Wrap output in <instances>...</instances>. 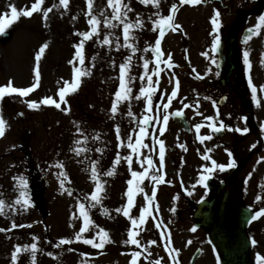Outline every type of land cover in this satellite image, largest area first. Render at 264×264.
I'll return each mask as SVG.
<instances>
[{"label":"rangeland","instance_id":"obj_1","mask_svg":"<svg viewBox=\"0 0 264 264\" xmlns=\"http://www.w3.org/2000/svg\"><path fill=\"white\" fill-rule=\"evenodd\" d=\"M231 1L240 0H227V2L226 0H201V3L197 5L183 6H179V0H161L160 12L164 16L168 15L173 3L178 5L179 11L176 13L175 23L181 27L175 32L169 29L161 41L163 59L166 60L168 54H171L174 67L169 69L163 63L160 65L164 70L160 72L158 90L153 96L152 116L157 115L156 105H159L163 90H167L175 83V80H179L181 90L168 108V115L183 104L194 105L197 101L198 109L196 106L184 109L190 117L189 120L194 114L197 115V111L203 116L210 111V103L203 100L199 94L202 92L199 91L201 86L206 84L208 78L216 72V65L211 62L213 55L209 48L213 38L209 34L212 26L210 20L215 11L220 12V18L225 16L226 12L224 14L223 11L231 8ZM34 2L35 0H0V18H4V14L8 13L7 19H11V5H15L18 10L25 7L30 10ZM223 3H225L224 8ZM53 4L58 5L59 0H45L43 7H51ZM131 5L134 11L129 14V18L134 20L136 15H139L144 20L143 29L136 30L134 33L137 37L134 42L137 52L133 55L127 48L116 51L114 44L101 46L95 38L86 42L84 65L77 63L76 67L90 69L91 75L81 77L78 91L66 96L67 105L61 104V108L70 109L67 114L54 106L41 105L39 109H29L26 101L38 102L44 97L58 100L57 92L61 85L57 82L60 81L62 84L64 80L72 81L73 65L69 61L74 58V45L81 39L76 33L89 30L88 18L85 15L87 11L85 0H70L67 10L54 8L49 13L47 21L43 19L41 13H34L31 18H19L18 22L6 28V31L11 32V38L7 42H2V35H0V86L6 85L11 80L14 87H31L36 67L35 54L43 44L49 45L40 61V86L27 97L13 94L0 100V115L7 122L6 134L0 138V198L9 203L15 200L19 193L14 187L12 176L22 174L29 181L28 193L33 204L27 211L17 210L14 213L9 211L7 217L0 216V227L5 229L9 228L13 221L17 224L32 225L31 228H16L11 232L0 233V264H11L10 255L14 245H30L33 242V236L38 238V248L41 249L37 253V264H129L132 258L131 253L135 251L142 252L138 264H150L157 259L161 260V264H173L169 259V253L165 251L166 239H161L162 231L170 233L171 248L179 251V264H190V257L198 246L201 247L202 253L195 264H217L218 254L212 243H208L210 239L207 230L200 226L199 221L193 216V210L185 205L182 197L189 196L194 198L195 202L205 197L208 191L198 182L201 175L200 169L207 163L203 156L204 153L213 151L214 147L220 151L221 146L213 147L209 140L203 143L197 141L193 136L197 135L195 127L193 134L185 133L174 125L170 117L167 129L162 136L159 134L161 123L153 122L147 126L149 133L164 140L166 147L162 169L165 181L155 185L157 188L155 204H158L159 212L155 211V205H153L152 216L147 218L145 225L142 226L143 230L136 237L141 243V248L124 243L128 238L127 231L131 223L115 209L127 203L125 195L128 187L127 180L132 177L125 160H121V163L116 166L113 176L108 177L103 173L112 169L117 153L121 157L133 155L132 170L143 171L131 149L118 147L121 141L117 140L115 128L117 125L120 126L121 140L126 145L128 135L134 129L138 131L139 119L149 113L144 111L145 101L132 98L121 103L118 113L112 117L111 104L119 86V80L115 78L119 76V65L125 61L126 57L132 55L130 75L136 79L130 86L132 96L138 95L140 86H146V78L139 79L144 74L142 57L154 61L153 54L150 51L145 53L143 49L146 46H154L159 36L158 31L151 30L152 23L148 19L156 10L151 6L139 4L137 0H131ZM102 9H106V0H95V14H99ZM107 31L101 25V40ZM112 31L114 36L121 37L120 42L123 43L121 28L117 27ZM260 38H264V34ZM258 42L256 38L246 45L250 53L253 50H259V47L255 46ZM203 52H208L209 58L202 56ZM93 57H95L94 60ZM154 66V63L149 65V74H152L151 70ZM209 68L211 71H208ZM197 75L202 78L197 79ZM156 80L157 77L153 75V81ZM129 106L134 114L133 117L127 115ZM218 109L224 110L223 112L227 114L226 108ZM161 110V114L159 110L160 121L165 114L164 110ZM19 113L23 115H18ZM190 122L193 123V120L191 119ZM201 123L205 127L201 128L199 135L204 132L209 134V127ZM77 125L88 135V147L92 149L91 152L82 154L80 157H76L71 151L73 141L81 138L75 135ZM95 133H100V140L93 142L91 137ZM134 142L135 135H133ZM144 143L149 147L141 149L142 154L139 159L143 160L145 156H150L155 167L159 169V147L156 145V150H152L153 136L149 135ZM96 148L104 149L103 153H97ZM56 160L65 163V170L71 181L70 184L66 183V187L72 191V196H68L60 189L59 181L53 174L57 170L54 168L48 170V165ZM90 160L99 161L100 179L105 183L102 206L91 209L90 215L96 225L109 233L112 243L106 244L103 249H94L82 242L56 248L55 245L60 239H74L75 233L82 226V220H73L72 214L75 211L77 198L82 200L85 195H90L94 190V182L90 179ZM145 167H147L146 164ZM32 171L34 173H31ZM193 185L196 186L193 188ZM153 186L154 183L147 179L142 185L144 192L148 195H151ZM189 191L192 195L187 194ZM135 204L131 215L138 218L140 208L145 206L143 194L135 197ZM105 208L109 215L103 214ZM160 221H163L166 227L156 229L155 224ZM260 221L264 222V218ZM193 226L197 228L194 233L190 231ZM95 233L94 228L84 236L91 239ZM254 239L257 245L251 246L250 256L256 263L255 254L264 255V236L256 233ZM152 240L156 243L149 245V241ZM189 240L192 241L191 244H188ZM143 248H147L151 255L147 256L142 251ZM47 253H52V256ZM81 253L85 256L82 257ZM19 264H30V254H22Z\"/></svg>","mask_w":264,"mask_h":264},{"label":"snow or ice","instance_id":"obj_2","mask_svg":"<svg viewBox=\"0 0 264 264\" xmlns=\"http://www.w3.org/2000/svg\"><path fill=\"white\" fill-rule=\"evenodd\" d=\"M45 0H35V2L32 4L31 9H27L25 7L24 9L18 10L15 5L10 6V12H11V19H7L8 13L4 14V18H0V35H3L6 31L7 27H10L13 23L18 22L19 18L25 17V18H31L34 13H41L42 17L45 21H47L49 17V13L53 11L54 8H63L64 10H67L69 8L70 0H59V4H53L51 7L44 8ZM87 11L85 13L87 19V24L89 26L88 31L84 32H78L76 33L77 36H80L81 39L78 44L74 45L75 48V54L73 60H70L69 63L73 65V78L72 81L64 80L61 84L60 81L57 83L61 86L58 88L57 96L58 100L53 99L52 97H44L40 101H32L27 102L26 106L29 109H39L41 105L44 106H54L56 109H60L61 111H64L66 114L70 111L69 108H61V104L67 105L66 96L71 95L73 93H76L81 85V77L83 76H89L91 75V70L81 67H76V64L84 65L85 62V43L88 41H91L95 38L96 42H98L101 46H112L115 45L116 51H119L121 48H127L130 49L132 54L134 55L137 52V47L135 46V41L137 37L135 36L136 30H141L144 27V20L139 16L136 15L135 19H130L129 14L134 11L131 0H106V9H102L99 14H95L94 12V3L95 0H85ZM137 2L144 6H151L156 11L153 12L151 16H149V20L152 23V31L159 32L158 38L155 40L154 46L148 47L146 46L143 51L145 53L151 52L154 57V61H150L148 59H143V70L144 74L139 77L140 80H145L146 78V86L141 85L139 88V94L132 96V87L130 86L132 82L136 79V77H133L130 75L131 68H132V55H129L126 57L125 61L119 65V76L115 79L119 80V86L118 90L114 93V100L111 104L110 112L112 114V117H115V115L118 113L119 105L125 101H129L130 99L134 98L137 101H145L146 107L145 112L149 113V115H143L141 119L138 121V131L135 129L132 133H130L127 137L128 143L125 145L123 141L121 140V128L119 125L116 126L115 132L117 136V140L121 141L118 144V147H127L128 149H131V152L136 155L137 162L140 164L141 168H143V171H134L132 170V164H133V155H128L126 157H121L119 153H117L115 160L113 161V167L112 169L108 170L107 172L103 173V175H106L108 177H111L115 174V168L117 165L121 163V160H125L128 165V170L131 174V179L127 180V191L125 195L127 196V203L125 205H122L119 208H116L115 211L117 213L122 214L124 217L128 218L131 223V227L127 231V240L124 241L125 244H131L137 246V248H141L140 241L136 238L139 236L140 231L143 230L142 226L145 225L147 218L152 216L153 212V205H155V211L159 212V206L158 204H155L156 197H157V188L155 185L164 183L165 177L162 173V169L164 167L165 162V142L162 139L157 138L154 134H150L148 131V124L153 122H159L162 124V126L159 128V134L162 136L164 132L167 129L168 122H169V115L167 114V110L169 106L172 104V101L177 97L180 82L179 80H175V85L171 91V94L167 96V102L163 103L162 105H156L157 108V115L154 117L151 115L153 111V96L158 90L159 85V75L160 72L164 69L160 67V65L163 63L166 65L167 68L171 69L174 67L172 63V56L171 54H168L167 59H163L164 53L161 50V41L165 37L167 31L170 29L171 31L175 32L180 29V25L175 23L176 13L179 11V7L176 3H173L169 9L168 15L164 16L160 12L161 8V0H137ZM201 3V0H179V6L183 5H197ZM110 12V15H109ZM73 19H76V17H73ZM210 23L212 25V31L209 33L213 39L211 43V52L213 54L218 53L219 49L221 47V37L219 34L221 23H220V12L215 11L214 15L211 17ZM101 25L104 29H107L108 31L103 36L102 40L100 39V30ZM117 27H120L122 30V38L123 43L120 42L121 37L120 36H114L113 31ZM264 28V15H260L257 18V23L253 27H249L246 29V35L243 37L242 43L247 45L249 41L254 36H259L261 34V29ZM49 47L47 43L43 44L39 47V50L35 54V62L36 67L34 68V81L31 85V87L26 88H17L13 86V82L9 80L6 85L0 86V100H2L5 96H11L13 94H18L20 97H27L30 93L34 92L39 86L41 82V73H40V61L46 51V49ZM202 56H204L206 59L209 58L208 52L201 53ZM95 57H93V60ZM243 61L247 69L250 70L251 63L249 59V51L245 50L243 52ZM212 64L216 65V67H219V63L213 55L211 57ZM151 63H154V68L151 70L152 74H149V65ZM94 66V65H93ZM195 71V70H193ZM208 71H211L209 68ZM219 75V73H216ZM153 75L157 77V80L153 81ZM197 79H201L199 75L196 77ZM171 82V81H170ZM248 85L251 89V96L253 101L257 102V105L259 106V101L257 99V87L253 86V82L251 79V76L249 75L248 78ZM260 91L264 92V86L260 87ZM163 99V97L161 98ZM215 106V102H213ZM185 108L190 107V105L185 104ZM164 110V115L162 121H160L159 118V110ZM196 108H199V104L197 103ZM18 115H23V113H19ZM127 115L129 117H133L134 114L131 110V107L129 106ZM174 115H182L181 112L177 111L174 113ZM197 115H202L199 111H197ZM207 121H212L213 117H205ZM218 120V116H217ZM75 123V122H74ZM202 127H205L204 124L198 123L195 125L196 133L199 134ZM208 127L211 128L212 132H220L225 129V125L222 121L219 122V127L216 126L215 123L209 124ZM7 130V122L3 118L2 115H0V138H3L6 134ZM229 131H237L241 132L243 131L246 133L248 129L245 127L243 130L240 128L236 129H228ZM78 137L73 141V147L71 148L72 153L76 157H80L82 154L91 152L92 149L88 147L89 143V137L86 135L79 125L76 126V133ZM133 135H135V142L133 143ZM153 136V147L152 150H156V145L159 147V163L160 168L157 169L155 167V164L150 156H145L143 160H140L139 157L142 154L141 149L142 148H148L149 145L144 143V140L149 136ZM197 139L203 143L205 140L212 139L211 135L208 136H201L197 135ZM91 140L93 142L100 140V133H95L92 135ZM183 147V146H181ZM253 148L256 147L255 144L252 145ZM186 150V149H185ZM95 151L97 153H103L104 149L102 148H96ZM229 157L232 156L231 152H228ZM204 160H210L211 157L208 155L203 156ZM82 162V161H81ZM145 164L147 167H145ZM236 166V162L234 159H231L229 163L227 164L228 168H232ZM14 167V166H13ZM90 167V179L94 182V190L91 192L90 195H85L83 199L77 198L76 200V206L75 211L72 214L73 220H82V226L79 228V231L75 233L74 239H67L62 238L58 241V243L55 245L56 248H60L63 245H69L74 242H82L83 244L90 245L94 249H103L106 244L112 243L109 233L104 229L99 227L95 224L93 221L90 211L91 209H95L98 206H102V201L105 194V183L101 182V173L99 170V161L98 160H90L89 162ZM225 165L223 164H217L215 160H212V166L211 167H205L203 169V173H212L215 169H219L220 171L225 170ZM56 169L57 171L53 173L57 180L59 181L60 189L63 193H67L68 196H72L73 193L71 190H69L68 187H66V183L70 184L71 181L68 177V173L65 170V163L61 160H56L53 163L48 165V170ZM251 178V173L249 174V179ZM151 180L154 183V186L151 189V195H148L144 192V188L142 187L143 182L145 180ZM210 179V175L207 174H201L199 176L198 182L205 188H207L206 181ZM12 181L14 182V187L18 191V196L15 198L14 201L11 203L7 202L6 200L0 198V216L7 217L9 211L16 212L17 210L24 212L27 211L28 208L32 207L33 204L31 202V197L28 193V187H29V181L26 176L24 175H13ZM247 183V181H245ZM196 185H193L194 188ZM138 194H143V199L145 201V206L140 208V214L138 218H135L131 215V210L133 207L136 206L135 204V197ZM188 195H192V192L189 191L187 193ZM262 197L257 196L256 201H261ZM172 211H175V209H172ZM104 215H109L108 210L105 208L103 210ZM261 217H264V207L260 208L259 211H256L251 218L249 219L248 223H251L252 221H255ZM154 220L156 217H152ZM31 228V224H17L15 221L11 223V226L7 229L0 227V233L4 232H11L12 230L16 228ZM156 229H161L162 227H166L163 225V221H160L159 223L155 224ZM96 229L95 235L91 238H85L84 234L92 231V229ZM190 231L193 233L197 231V228L193 226ZM161 239H166L165 244V251L169 253V259L173 262V264H179L178 255L179 251L171 248V236L170 233L167 231L161 232ZM33 242L25 245H14L13 250L10 255L11 264H19L20 257L22 254L28 253L30 254V264H37V253L41 251V249L38 248V238L33 236L32 237ZM156 241L152 240L149 241V245L155 244ZM192 241H188V244H191ZM209 244L212 243L211 240L208 241ZM251 244L253 247L257 245V241L255 239L251 240ZM69 251H72V249H69ZM142 251L147 254V256H150L151 253L147 251V248H143ZM49 256H52V253H47ZM142 252L141 251H135L131 253V260L129 264H138V259L141 257ZM81 256H85V254L81 253ZM54 259L56 257L53 256ZM217 264H219V256H217ZM255 261L256 264H264V255L260 253L255 254ZM150 264H161V260L157 259L155 261L150 262Z\"/></svg>","mask_w":264,"mask_h":264},{"label":"flooded vegetation","instance_id":"obj_3","mask_svg":"<svg viewBox=\"0 0 264 264\" xmlns=\"http://www.w3.org/2000/svg\"><path fill=\"white\" fill-rule=\"evenodd\" d=\"M263 4H264V0ZM238 10H241L242 7H238ZM236 23L233 24L232 28H228V34L234 40V36H231L230 33L233 32L234 35L237 34L236 30L240 28V26L237 27L235 30ZM235 42V41H234ZM239 51L236 50L235 54H238ZM237 73H241L240 71H237ZM258 77L261 83H258V78H255L254 80L256 82L253 83V86L257 87V99L260 96V87L264 86V70H260L258 73ZM240 90L244 94L246 98L247 105L245 108L241 109L240 112L243 113V116L246 121V128H248V132H246L243 137L239 138V151H237V148L235 147L236 156L238 159L242 156V158H246L247 160L251 157H253V151L260 152L261 149L264 147V131L261 129H258V123L261 121V118H258L256 112L258 110V105L256 101H253L251 96V89L249 85H246L245 83L240 85ZM209 92L212 94V89H209ZM224 94L228 101L232 104L235 101L234 95L231 92L230 89L224 88ZM241 144V146H240ZM255 144L256 147L253 148L252 145ZM264 159V157L260 158L256 164L255 159L252 162L254 165L251 168L248 169H241L238 173V185L240 189V198L241 202L245 203L249 206V208L252 210L251 212L255 213L260 209V207H257L253 204V202L256 201L257 196H261V201L257 203H264V181H263V163L261 162ZM251 173V178L249 179V174ZM247 181V183H245ZM256 188V190H254ZM254 196V197H253ZM245 200V201H244ZM249 209V210H250ZM252 213V215H253ZM252 223V222H251ZM252 226V224H251ZM254 226L256 228H260L262 224L254 223ZM254 229V228H253Z\"/></svg>","mask_w":264,"mask_h":264},{"label":"water","instance_id":"obj_4","mask_svg":"<svg viewBox=\"0 0 264 264\" xmlns=\"http://www.w3.org/2000/svg\"><path fill=\"white\" fill-rule=\"evenodd\" d=\"M198 216L202 224L209 227L225 264H250L244 231L248 215L234 199L211 201L207 204V211Z\"/></svg>","mask_w":264,"mask_h":264}]
</instances>
